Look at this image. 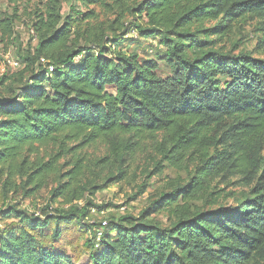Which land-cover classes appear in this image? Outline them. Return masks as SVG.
<instances>
[{"label": "trees", "instance_id": "1", "mask_svg": "<svg viewBox=\"0 0 264 264\" xmlns=\"http://www.w3.org/2000/svg\"><path fill=\"white\" fill-rule=\"evenodd\" d=\"M24 1L0 0L7 47ZM33 16L34 55L12 100L0 101V187L28 199L59 177L52 199L70 208L46 217L18 206L2 212L19 225L0 234V264H78L58 242L60 224L86 226L95 204L76 203L136 175L138 158L151 160L149 177L168 167L187 173V184L143 214L168 210L177 222L163 229L124 217L100 240L102 224L87 227L94 236L84 264H264V58L234 42L254 24L264 54V0H46ZM130 28L158 36L165 54L118 50ZM99 145L102 158L86 152ZM219 184L247 190L245 200L190 218L189 204L215 203Z\"/></svg>", "mask_w": 264, "mask_h": 264}, {"label": "rangeland", "instance_id": "2", "mask_svg": "<svg viewBox=\"0 0 264 264\" xmlns=\"http://www.w3.org/2000/svg\"><path fill=\"white\" fill-rule=\"evenodd\" d=\"M46 0H25L21 6V18L16 24V39L12 45H5L1 43L0 34V48L2 51H9L18 59L21 66L15 71H11L8 74L6 81L0 84V101L12 100L13 96L11 90L18 89L20 83L17 82L18 72L26 66V59L33 56L37 45V40L31 34L33 29L34 16L33 13L38 6L39 2H45ZM1 8L6 9L8 6L3 2ZM63 13H70L69 4L64 5ZM254 24L247 23L242 27L241 34L238 35L234 42L239 46L238 51L253 52L257 58H264V54L256 51L258 40L261 38V34L255 32ZM131 34L128 36V40L124 41L118 50H122L124 53H138L143 59L153 58L164 55V47L160 45V38L158 36H147L139 34L134 28L129 29ZM214 40V38H211ZM232 44L228 45V49L232 48ZM219 48V46H218ZM161 64V75L167 76L170 74V70L165 62ZM3 79V78H2ZM1 79V80H2ZM0 80V81H1ZM113 93V90L110 89ZM86 152L91 157L102 158L107 154L106 148L99 145L95 148L88 149ZM72 156L68 155L60 161V168L62 172L70 169L69 162H71ZM139 164L140 169L137 168ZM133 167L131 174L135 171L136 175H132L119 183H111L107 187L103 188L96 193L94 197H87L84 201L76 203L80 207L85 206L88 200H91L95 207L92 208L84 226L82 222L70 221L62 222L60 224V232L63 233L61 239L58 242L63 244L65 251L74 257V260L78 264L88 263L90 261V246L87 243L90 238L94 236V231L89 232L88 228L95 225L96 228L107 222L114 221L118 223L121 218L134 217L142 223H150L152 225H158L160 228L167 229L177 222V216L168 210H163L159 213L153 212L148 218L143 219V214L154 206V203L161 199L164 194H172L174 190L182 185H185L189 181V177L186 172H179L170 167L164 169L160 175L149 177L153 164L149 158H138L137 163ZM59 177H55L52 185L45 190L40 191L36 196L32 198H25L23 195L17 197H5L0 187V234L8 232L13 227L19 225L18 221L14 217H5L2 212H7L10 208L18 206L20 210L26 211L29 214H36L37 216H55L61 214L62 211L68 210L70 207L64 205L61 200L53 201L51 195V189L57 185ZM98 184L100 183L97 181ZM221 189V196L217 197L215 203L211 202V199H204L196 202H191V214L188 216L194 218L199 214L205 212L216 211L221 206H234L245 200V194L247 190L238 186H228L225 184H219ZM181 204V203H179ZM175 206V205H174ZM174 210V207L171 208ZM44 214V215H43ZM63 221V220H61ZM54 222L51 224L54 228ZM88 227V228H87ZM58 247V243L56 244Z\"/></svg>", "mask_w": 264, "mask_h": 264}, {"label": "built area", "instance_id": "3", "mask_svg": "<svg viewBox=\"0 0 264 264\" xmlns=\"http://www.w3.org/2000/svg\"><path fill=\"white\" fill-rule=\"evenodd\" d=\"M31 34L37 40L36 34L34 30H31ZM21 66L18 59H16L11 52L2 51L0 48V80L11 73V71H15L19 69ZM51 70H53L51 68ZM107 222L103 223L101 229L97 232V239L100 240L103 234V229L107 226Z\"/></svg>", "mask_w": 264, "mask_h": 264}, {"label": "water", "instance_id": "4", "mask_svg": "<svg viewBox=\"0 0 264 264\" xmlns=\"http://www.w3.org/2000/svg\"><path fill=\"white\" fill-rule=\"evenodd\" d=\"M2 101H5V100H2Z\"/></svg>", "mask_w": 264, "mask_h": 264}]
</instances>
